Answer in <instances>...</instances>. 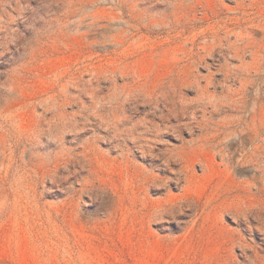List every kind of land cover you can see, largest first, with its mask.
<instances>
[{"label":"rangeland","instance_id":"rangeland-1","mask_svg":"<svg viewBox=\"0 0 264 264\" xmlns=\"http://www.w3.org/2000/svg\"><path fill=\"white\" fill-rule=\"evenodd\" d=\"M0 264H264V0H0Z\"/></svg>","mask_w":264,"mask_h":264}]
</instances>
